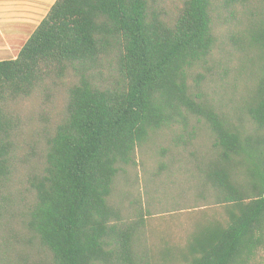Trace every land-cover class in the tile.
<instances>
[{
	"label": "trees",
	"instance_id": "trees-1",
	"mask_svg": "<svg viewBox=\"0 0 264 264\" xmlns=\"http://www.w3.org/2000/svg\"><path fill=\"white\" fill-rule=\"evenodd\" d=\"M263 252L264 0H56L0 60V264Z\"/></svg>",
	"mask_w": 264,
	"mask_h": 264
},
{
	"label": "crops",
	"instance_id": "crops-1",
	"mask_svg": "<svg viewBox=\"0 0 264 264\" xmlns=\"http://www.w3.org/2000/svg\"><path fill=\"white\" fill-rule=\"evenodd\" d=\"M56 0H0V60L14 59Z\"/></svg>",
	"mask_w": 264,
	"mask_h": 264
},
{
	"label": "rangeland",
	"instance_id": "rangeland-1",
	"mask_svg": "<svg viewBox=\"0 0 264 264\" xmlns=\"http://www.w3.org/2000/svg\"><path fill=\"white\" fill-rule=\"evenodd\" d=\"M60 102H61V101L57 102V104L59 105ZM38 110H40V108L36 105L35 102H27V103H25V104L22 105V111H21V112H22V114H25V113L31 111L30 114H33V113H37ZM48 112H49L48 115L50 116V119H51L52 114H53V108H52V111H51V112H50V110H49ZM150 165L152 166L153 164H150ZM152 168H153V167H149V168L147 169V174H146V176H149V173H150L149 170L152 169ZM189 211H191V210L186 209L185 211L176 212V213H177L176 215H179V216H181L182 218L187 219L188 216H191V215H192V216H197V215L201 214V213L192 214V213H195V211H193V212H189ZM200 211H202V210H200ZM207 211L210 213V209H207ZM196 212H199V211H196ZM172 214H173V213H172ZM170 216H171V215H168L167 217H170ZM262 256H263V258H264V252L262 253ZM262 264H264V261H263Z\"/></svg>",
	"mask_w": 264,
	"mask_h": 264
}]
</instances>
